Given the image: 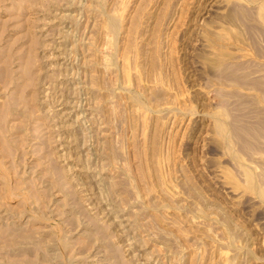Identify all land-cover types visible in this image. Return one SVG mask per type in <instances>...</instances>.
Instances as JSON below:
<instances>
[{
  "label": "rangeland",
  "instance_id": "374dc122",
  "mask_svg": "<svg viewBox=\"0 0 264 264\" xmlns=\"http://www.w3.org/2000/svg\"><path fill=\"white\" fill-rule=\"evenodd\" d=\"M0 264H264V0H0Z\"/></svg>",
  "mask_w": 264,
  "mask_h": 264
}]
</instances>
